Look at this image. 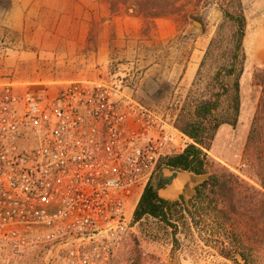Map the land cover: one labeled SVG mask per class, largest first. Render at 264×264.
<instances>
[{
    "label": "built area",
    "instance_id": "1",
    "mask_svg": "<svg viewBox=\"0 0 264 264\" xmlns=\"http://www.w3.org/2000/svg\"><path fill=\"white\" fill-rule=\"evenodd\" d=\"M17 87L0 81V264H113L128 206L188 139L119 78Z\"/></svg>",
    "mask_w": 264,
    "mask_h": 264
},
{
    "label": "rangeland",
    "instance_id": "2",
    "mask_svg": "<svg viewBox=\"0 0 264 264\" xmlns=\"http://www.w3.org/2000/svg\"><path fill=\"white\" fill-rule=\"evenodd\" d=\"M241 2L247 27L244 40L246 62L239 79L240 113L236 126L224 125L218 130L209 155L250 186L262 190L264 155L261 157L259 152H263L264 146L258 150L249 148L248 137L262 93V88L253 81V75L264 71V0ZM229 6L230 0H187L182 4L179 15L160 19L159 23L131 17L138 20V31L130 27L131 32L123 40V48L114 42L111 72L124 80V85L142 106L157 112L168 124L175 123L179 108L190 91L194 96L206 94L208 90L218 92L215 74L223 63L219 55L208 61L197 79L198 68L190 84H183V77L192 55L201 56V64L211 41L224 23V10H232ZM119 17H123V21L128 17L125 8ZM193 21L200 22L203 27L193 26ZM3 32L8 38L4 47H10V39L16 38L12 33ZM225 33L230 34L229 25L225 26ZM112 37L115 41V36ZM226 45L225 42L223 48ZM233 83V78L225 80L230 89ZM221 111L222 114L228 111L227 100L223 101ZM162 169L157 173L158 184L164 179L171 181L166 179L171 176L164 178L161 175ZM139 198L134 197L128 206L131 229L113 264H132L135 254L140 264H245L236 255H232L231 260L221 257L214 239L206 241L181 224L178 231L152 218L133 225L132 211ZM213 224V229L218 231V222ZM207 225L212 224L208 222ZM204 230L210 231L211 228L206 226ZM255 233L247 228L243 237L236 240L243 238L244 244L252 248L248 252V264H264V232L260 229Z\"/></svg>",
    "mask_w": 264,
    "mask_h": 264
},
{
    "label": "trees",
    "instance_id": "3",
    "mask_svg": "<svg viewBox=\"0 0 264 264\" xmlns=\"http://www.w3.org/2000/svg\"><path fill=\"white\" fill-rule=\"evenodd\" d=\"M102 1L108 5L112 16L121 14L125 8L128 17L155 23L157 20L179 15L182 4L187 0ZM14 2L15 0H0V13L9 12ZM229 7L232 10H224V23L211 41L197 73L198 79L208 61L219 55L223 63L215 74L218 92L208 90L200 96L189 92L175 120V128L189 142L180 153L166 156L159 163V170L167 168L197 176L209 175L210 178L197 188V195L191 200L190 208L182 199L170 201L158 197V190L170 180H162L158 187L149 182L133 212L132 224L152 218L176 231L181 224L198 233L201 238H206V241L214 239L221 257L231 260V256L236 255L248 264V252L252 248L244 244L243 238H236L243 237L242 234L247 228L257 233L260 229L264 232V182L261 183L262 190L256 189L215 162L209 155L218 130L224 125L236 126L240 113L239 79L246 62L244 40L247 21L241 0H230ZM226 25H229L230 34L225 33ZM225 42L227 45L223 48ZM231 78L234 83L230 89L225 80ZM253 81L262 88V93L248 137V147L258 150L264 146V71L255 72ZM224 100L228 101L226 114L221 113ZM262 149L263 152H259L261 157L264 155V148ZM208 222L212 225H207ZM217 222L218 231L213 229V223ZM206 226L211 230L205 231ZM132 264H140L136 254Z\"/></svg>",
    "mask_w": 264,
    "mask_h": 264
},
{
    "label": "crops",
    "instance_id": "4",
    "mask_svg": "<svg viewBox=\"0 0 264 264\" xmlns=\"http://www.w3.org/2000/svg\"><path fill=\"white\" fill-rule=\"evenodd\" d=\"M137 23L112 16L102 0H15L9 12L0 13V81L11 79L20 94L34 90L53 98L71 82L114 79L111 47L116 42L123 48ZM3 31L16 38L10 47H4ZM201 59L191 56L183 84H190Z\"/></svg>",
    "mask_w": 264,
    "mask_h": 264
},
{
    "label": "water",
    "instance_id": "5",
    "mask_svg": "<svg viewBox=\"0 0 264 264\" xmlns=\"http://www.w3.org/2000/svg\"><path fill=\"white\" fill-rule=\"evenodd\" d=\"M193 26L203 27L197 21H193ZM161 175L164 178L171 176L166 178L171 179V181L158 190V197L170 201L182 199L188 208H190L191 200L197 195V188L205 184L210 178L209 175L197 176L186 172L172 171L167 168L162 169ZM157 176L151 181L154 187H158Z\"/></svg>",
    "mask_w": 264,
    "mask_h": 264
}]
</instances>
